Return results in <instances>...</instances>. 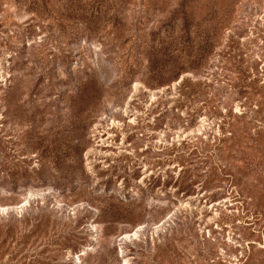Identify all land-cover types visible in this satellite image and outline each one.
<instances>
[{"label": "rangeland", "instance_id": "obj_1", "mask_svg": "<svg viewBox=\"0 0 264 264\" xmlns=\"http://www.w3.org/2000/svg\"><path fill=\"white\" fill-rule=\"evenodd\" d=\"M238 67L264 90V0H0V264H264Z\"/></svg>", "mask_w": 264, "mask_h": 264}, {"label": "trees", "instance_id": "obj_2", "mask_svg": "<svg viewBox=\"0 0 264 264\" xmlns=\"http://www.w3.org/2000/svg\"><path fill=\"white\" fill-rule=\"evenodd\" d=\"M235 70L237 71V73H240V75H242V78L240 79V83H237L236 85L230 86L232 87V89H234L235 93L237 94V96L239 98L243 99V103L246 105V109L243 110V112L239 113V114H233L231 111L228 112V115L225 117L226 119H224L222 121V124L220 125V129H221V137H215L214 136V141H215V148L218 147V145L222 144V146H233L234 145V139L233 136L234 135H241L245 138L247 137L248 140H251L254 146V149H256L257 152H262L261 149L264 148V139L263 134L261 133L262 131H258V132H254L253 135L251 134L250 136H247L248 134L244 133V129H245V124H243L242 126H237L238 122H241L240 120H242L243 118H247V116L249 118H253V119H262L261 115H262V106L264 105V90H263V86L258 84V81H252L250 83H246L243 82L246 80L243 79V77L245 76L244 71L238 67L235 68ZM185 81L183 83L184 87L185 86ZM182 85V86H183ZM182 87V88H184ZM193 92V91H191ZM191 92H182L180 90V96L185 98L186 96H188ZM255 104V106H254ZM200 113L199 111H194L192 114L188 113L186 118H196L197 115ZM208 114L211 117H217L219 116V112L218 110H216V108L210 109ZM252 114V115H251ZM237 120V121H236ZM254 123V122H252ZM235 127L236 130V134L230 133L229 136H227L225 134V130L224 128L227 129H231ZM211 136V133L209 134L208 137ZM232 136V137H231ZM205 138V137H204ZM204 138L200 139L199 143L203 144L200 147V151L197 153L198 148L194 147L197 143V138L195 139V142L191 141H184L182 143H180L179 145L177 144H173L170 143L167 147L163 148L164 150H168L169 153H173L177 150H182L181 148H186L187 150L184 152H180L178 155H183V154H188V156H199V154L203 155L205 154V156H207V152L209 151V149H213V145L210 144L209 140L206 139V142L204 141ZM217 142V143H216ZM236 143V142H235ZM190 148V149H189ZM189 149V150H188ZM190 151V152H188ZM236 151V150H235ZM263 155V153H262ZM185 172L183 173V169H181L180 173L178 174V176L176 177V179L174 180L173 178H170V181H175L174 184L177 185L178 189L186 191L185 193H188L191 191L192 189V185L194 183V180H191L188 182L187 178L185 177ZM157 177V176H156ZM155 178L152 177V180L155 181ZM235 178V177H234ZM235 180H237L235 178Z\"/></svg>", "mask_w": 264, "mask_h": 264}]
</instances>
